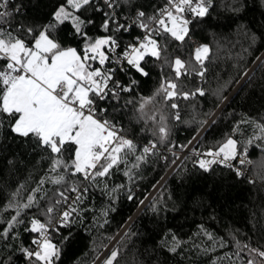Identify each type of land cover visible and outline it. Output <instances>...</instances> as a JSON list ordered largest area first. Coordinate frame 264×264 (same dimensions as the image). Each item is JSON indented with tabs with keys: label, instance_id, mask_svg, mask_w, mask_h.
<instances>
[{
	"label": "trees",
	"instance_id": "obj_1",
	"mask_svg": "<svg viewBox=\"0 0 264 264\" xmlns=\"http://www.w3.org/2000/svg\"><path fill=\"white\" fill-rule=\"evenodd\" d=\"M166 1L131 0V4H125L121 0L115 14L120 23L127 25L135 18L136 11H144L147 19L156 15ZM64 4L66 0H11L13 15L9 18V27L30 43L31 37L24 29L31 27L38 31L55 23L53 13ZM98 4L108 11L101 0ZM77 14L93 21L85 28L88 36H115L120 44L119 52L141 35L135 24L129 31L119 32L115 31L116 25L111 24L110 31L105 33L101 29L104 15L95 11L94 6H86ZM189 20L192 21L189 35L183 43L167 35L158 36L166 50L161 59L146 57L142 62L148 76L131 69L127 73L117 69L115 78L122 85H129L131 80L137 82L131 92H122L118 102L111 98L97 102L98 110L107 109L104 118L114 121L122 129V135L138 145L137 155L149 142H156L157 148L139 168L132 169L131 179L124 175L134 162L131 154L127 168L121 164L112 170L110 177L98 178L95 185L80 175L68 177L69 182L89 190L82 202H78L70 226L56 225L50 230L52 242L60 248L56 264H95L124 229L99 264L114 249L119 250L114 264H247L248 249L239 250L237 255L236 241L264 251V169L259 166L264 161V141L257 140L248 147V159L253 163L246 167V174L239 177L234 169L223 165L214 164L208 171L201 169L198 165L201 155H197L214 149L229 136L241 142L242 148L243 142L254 132L258 134L255 123L264 124V0H212L208 16ZM53 35L65 47L77 48L82 53L84 40L74 34L69 22L58 25ZM202 45L210 48L205 76L200 78L195 73L182 76L177 81V91L191 92L200 87L205 95L187 100L176 97L174 101L155 95L163 80L174 79L171 61L179 57L194 63L192 54ZM154 96L144 112L146 116L155 114L156 121L142 118L139 111L141 98ZM173 102L178 104V109L170 107ZM223 105L189 155L186 154L167 176L180 153L196 140ZM177 111L179 120L175 119ZM161 116L169 129V136L162 143L159 133L153 134ZM0 119L3 120L0 126V210L7 207L15 193L19 192L15 200L23 204L40 188L35 193L38 205L21 213L22 222L7 238L0 237V264H32L21 250H32V241L39 237L38 233L30 231L31 221L47 222L44 211L55 204L59 199L57 193L65 191L68 185L51 183L50 177L63 173V169L57 173L50 171L48 150L32 137L12 133L11 118L0 114ZM245 120L250 122L241 123ZM71 151V147L65 151V160L70 158ZM41 180L45 181L43 185ZM121 185L123 187H119ZM129 194L132 199L128 198ZM64 206L65 202L55 206L52 225ZM13 215L14 209L3 211L0 232ZM205 232L213 239H208ZM221 240L223 247L219 244ZM177 241L179 246L174 252L170 251ZM256 260L257 264L264 262L259 257Z\"/></svg>",
	"mask_w": 264,
	"mask_h": 264
},
{
	"label": "snow or ice",
	"instance_id": "obj_2",
	"mask_svg": "<svg viewBox=\"0 0 264 264\" xmlns=\"http://www.w3.org/2000/svg\"><path fill=\"white\" fill-rule=\"evenodd\" d=\"M121 0H103L108 11L99 7L98 0H66V4L61 5L54 13L55 23H49L38 31L29 27L24 29L27 36L31 37V42L15 34L9 27V18L13 13L9 11L11 0H0V114L11 118L10 131L20 137H32L41 147L50 153L52 173H63L50 177L54 185L67 184L65 191L57 193L59 199L55 204H51L44 211L48 217L47 222L39 219H32L30 231L39 234V238L32 243L35 250L22 248L21 250L32 261V264H56L60 258V248L54 244L48 235L52 228V214L55 206L61 202H67L66 192L76 193L72 204L82 202L84 195L88 192V187H81L75 182H69V176L80 175L85 181L95 185V181L110 177L114 168H119L121 164H129L128 156L134 157V162L124 175L132 178V169L139 168L141 163L147 161L149 155L154 154L157 148L156 142H149L147 146H142L140 154L137 155L138 145L124 135L122 129L118 128L114 121L104 118L107 109L97 108L98 101H119L122 92H131L137 83L131 80L125 86L115 78L117 68L127 73L135 70L142 76H148L142 62L146 57L161 59L162 52L166 50V45L162 46L155 36H169L171 39L183 43L189 35V25L191 20L186 18V13L197 18H204L209 15L212 0H167L165 7L159 9L156 15L147 17L144 11H136L132 24L120 23L115 14L116 8L120 7ZM125 4H131V0H122ZM86 6H94L95 11L102 12L104 21L101 29L107 33L110 25L115 24V31L129 30L133 24L143 29L145 35L143 39L136 38V43L128 44L120 54L117 49L120 44L113 35L102 37H90L85 31L87 25L93 23L92 20H85L77 13ZM71 8V11L68 8ZM239 10V9H234ZM19 12V8L15 9ZM69 22L76 36L83 38L84 46L81 51L74 47H65L54 35L56 27ZM155 25V27H153ZM210 48L202 45L195 48L192 54V61L182 60L179 57L171 61L174 79L163 80L155 95L162 96L165 101L182 97L187 100L197 95L204 96L205 90L197 87L191 92L177 91V81L182 76L195 73L200 78L205 76L207 71L205 61L209 59ZM168 62V61H166ZM116 64L117 68L110 65ZM154 97L141 98L139 111L142 118L156 121V116H146L145 107L151 104ZM131 103V101H128ZM170 107L178 109V104L173 102ZM161 116L159 126L153 133H159L160 142L167 140L169 129ZM175 119L179 120V111L175 114ZM250 121H241L248 123ZM202 123H207L203 121ZM255 123V122H253ZM3 120L0 119V126ZM258 134L241 142L229 136L217 147L210 148L203 156L210 159L201 158L198 165L201 169L208 171L214 164L234 169L236 175L243 176L240 166L251 165L253 161L248 159V147L255 144L257 140L264 141V124L255 123ZM71 147V156L65 160L64 153ZM184 147V146H181ZM261 147V145H257ZM264 150V148H262ZM197 155H201L197 153ZM264 169V161L259 165ZM41 185L45 183L41 180ZM123 187V185L119 186ZM105 189L107 185L105 184ZM28 197L27 203H19L15 200L9 201L7 207L0 210V220L3 218V211L14 209L15 215L6 222V228L0 232V237L7 238L10 231L22 221L21 213L26 209L38 205L36 192ZM115 191V189H112ZM129 199L132 195L129 194ZM141 203H143L141 201ZM155 211V209H153ZM77 213V208L69 205V208L60 214L58 223L64 227L70 226L71 217ZM107 213L105 212V215ZM58 230V229H57ZM208 239L213 237L205 232ZM239 250L248 249L249 259L247 264H257L256 257L264 261V251L250 248L247 244L241 245L236 241ZM221 247L225 246L224 241H219ZM179 242H175L170 251H175ZM119 254L118 249L111 251L110 255L102 264H114Z\"/></svg>",
	"mask_w": 264,
	"mask_h": 264
},
{
	"label": "built area",
	"instance_id": "obj_3",
	"mask_svg": "<svg viewBox=\"0 0 264 264\" xmlns=\"http://www.w3.org/2000/svg\"><path fill=\"white\" fill-rule=\"evenodd\" d=\"M102 2H103V0H101ZM166 4H167V1L164 3V4H162V6L159 8V9H161V8H163V7H165L166 6ZM9 11H13L12 10V7L9 5V9H8ZM186 15V18H193L194 16H192L191 14H189V13H186L185 14ZM128 24H132V22H130V23H128ZM127 24V25H128ZM134 25V24H133ZM132 25V26H133ZM137 26V25H136ZM138 27V26H137ZM153 27H155V25H153ZM139 28V27H138ZM140 29V31H141V35L139 36V38H141V39H143V37H144V35H145V32H144V30L143 29H141V28H139ZM127 31H129V30H127ZM138 38V37H137ZM155 39H157L158 40V36H155L154 37ZM134 43H136V42H134ZM132 44V43H131ZM120 54V52H119V49H117V55H119ZM112 67L113 68H117V65L116 64H113L112 65ZM118 69V68H117ZM118 128H120V126H118V125H116ZM121 129V128H120ZM121 135H122V131H121ZM188 153H190L189 151L186 153V154H188ZM199 153V152H198ZM186 154H184V156L186 155ZM198 156H200V155H198ZM200 158H204V159H210V157H205V156H203V154H201V157ZM235 165H236V167H239V168H241V170L244 172V174H246V171H247V169H246V167L248 166V165H244V166H240L237 162H233ZM218 165H220V164H218ZM68 201L65 203V206L63 207V209L59 212V214H58V216H57V221H56V223H55V225H52V228H55L56 227V225H60L59 223H58V221H59V219H60V214L64 211V210H66V209H68L69 208V205H71V206H73V207H75L76 208V206H77V204L78 203H76V204H72V201L73 200H75V198H76V193H72V192H70L68 195ZM51 228V229H52ZM50 229V230H51ZM50 230H49V232H48V235H49V237H50ZM39 238V237H38ZM33 245V248H32V250H35V248H36V246L34 245V244H32ZM28 259V258H27ZM29 260V259H28ZM259 264H264V262H262V263H259Z\"/></svg>",
	"mask_w": 264,
	"mask_h": 264
},
{
	"label": "water",
	"instance_id": "obj_4",
	"mask_svg": "<svg viewBox=\"0 0 264 264\" xmlns=\"http://www.w3.org/2000/svg\"><path fill=\"white\" fill-rule=\"evenodd\" d=\"M239 87V86H238ZM238 88H236L235 90H234V92L231 94V96L235 93V91L237 90ZM225 105V104H224ZM224 105L220 108V110L214 115V117L207 123V125L203 128V130L201 131V133L199 134V136L196 138V140L193 142V144H195L196 143V141L199 139V137L202 135V133L209 127V125L212 123V121L214 120V118L216 117V115L221 111V109L224 107ZM183 158V157H182ZM182 158L181 159H179L177 162H176V164L174 165V167L171 169V171L167 174V176L173 171V169L180 163V161L182 160ZM167 176H166V178H167ZM165 178V179H166ZM165 179L160 183V185L165 181ZM160 185L158 186V188L160 187ZM158 188H156V190L158 189ZM155 190V191H156ZM154 191V192H155ZM153 192V193H154ZM153 193H152V195H153ZM151 195V196H152ZM150 196V197H151ZM139 213V212H138ZM129 225V224H128ZM128 225L126 226V227H128ZM125 230V229H124ZM124 230L118 235V237L114 240V242L110 245V247L107 249V251L103 254V256L98 260V262H96V264H99L101 261H102V259L106 256V254L109 252V250L112 248V246L115 244V242H116V240L123 234V232H124Z\"/></svg>",
	"mask_w": 264,
	"mask_h": 264
},
{
	"label": "rangeland",
	"instance_id": "obj_5",
	"mask_svg": "<svg viewBox=\"0 0 264 264\" xmlns=\"http://www.w3.org/2000/svg\"><path fill=\"white\" fill-rule=\"evenodd\" d=\"M214 117V116H213ZM212 117V118H213ZM211 118V119H212ZM210 119V120H211ZM193 146H194V144L193 143H191L182 153H180V158L179 159H181L182 157H184V154H186L188 151L189 152H191L192 151V149H193ZM96 264V263H95Z\"/></svg>",
	"mask_w": 264,
	"mask_h": 264
},
{
	"label": "bare ground",
	"instance_id": "obj_6",
	"mask_svg": "<svg viewBox=\"0 0 264 264\" xmlns=\"http://www.w3.org/2000/svg\"><path fill=\"white\" fill-rule=\"evenodd\" d=\"M189 155V154H188ZM193 155V154H192Z\"/></svg>",
	"mask_w": 264,
	"mask_h": 264
}]
</instances>
